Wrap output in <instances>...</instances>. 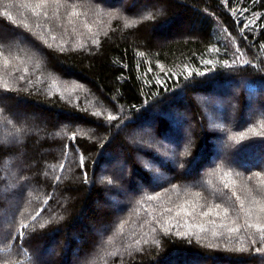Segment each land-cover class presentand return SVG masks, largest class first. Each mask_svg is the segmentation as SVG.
Returning a JSON list of instances; mask_svg holds the SVG:
<instances>
[{"label": "trees", "instance_id": "16d2710c", "mask_svg": "<svg viewBox=\"0 0 264 264\" xmlns=\"http://www.w3.org/2000/svg\"><path fill=\"white\" fill-rule=\"evenodd\" d=\"M139 1L0 0L15 34L0 30V264H69L76 248L85 264H264V112L245 111L264 108V0ZM229 81L240 108L224 128L210 115L228 106L205 114L194 93ZM107 193L112 220L95 204Z\"/></svg>", "mask_w": 264, "mask_h": 264}, {"label": "rangeland", "instance_id": "374dc122", "mask_svg": "<svg viewBox=\"0 0 264 264\" xmlns=\"http://www.w3.org/2000/svg\"><path fill=\"white\" fill-rule=\"evenodd\" d=\"M127 0H123V2H121V4H124L125 5V2ZM139 2L143 3L144 4V0H140ZM1 31L2 30H7L8 31V35L10 37H12V35L14 36L15 34L13 32H11L10 29H0ZM180 31H184V28L181 29ZM180 33V32H179ZM177 35V34H176ZM215 88V89H214ZM214 88H212L211 90L205 92V93H200V92H195L194 93V96L196 97V99L198 100V102H200V105L203 107V112L205 114H208L209 110L211 111L210 107H214L216 109L218 104L219 103H225L227 106H228V110H227V115L224 114V116L221 114V112L219 110H215L214 112H212V114L210 115V117L212 118H216L218 120H222L223 121V125L225 126L224 128H227L228 125H232L235 123V121L232 119V116L234 115V113L236 111L239 110L240 108V102L239 100L236 98V95H237V90H238V84L237 82L235 81H229L228 83L226 84H218V85H214ZM220 90V92H224V94H226L225 98H222V97H219L220 95H217V91ZM228 94V95H227ZM250 99V98H249ZM238 102V103H237ZM183 103H184V100H183ZM183 108H186L185 111L187 113V121H184L182 122L181 120L179 121L180 123V127H181V133L183 132V137H182V141H186L187 142L189 141V139L191 140L192 139V133L194 134L195 133V123L193 122V114L192 112L190 111L189 107H187V105H184ZM245 111H246V115H248V118H250L252 115H255L257 113H260V112H264V108H261L260 107V104L259 102H255V101H252L250 100L248 106H246L245 108ZM20 119L21 118H24L26 119L27 121H34L33 118H31V116L29 115L27 117V115L25 116H22V114L19 116ZM185 118V117H184ZM212 118H208V123L211 124V125H216V121H214V119ZM247 118V119H248ZM232 119V120H231ZM144 132H148V133H152L153 134V129H152V126L151 124H145V125H142L140 126L139 128L135 129V130H131L129 133H126V137L128 139L131 140V138L133 139L134 137H136L137 135H141V134H144ZM152 141H155V138L152 139ZM150 141V143L152 142ZM156 142V141H155ZM142 146V144H139ZM137 146V149H142L141 146ZM226 148H227V145L224 143L222 144L218 149H217V153L218 155H220L221 157H225L226 154ZM140 151V150H139ZM142 152V151H141ZM219 152V153H218ZM118 157H115L113 160L109 159L108 161V168H112V170L115 171L116 173V177L117 179H120L122 178L123 176H126L129 174V167L126 165V162H127V158L126 156H124L122 153L118 152ZM141 158L142 155L139 154V159L142 160ZM125 161V162H124ZM173 161V160H172ZM123 167H121V165H123ZM233 163L234 164H237V161L236 160H233ZM101 175L100 177H102V174H105V171H103L104 169H101ZM9 188V190H8ZM11 188L10 186H6L4 188L0 187V193L2 196H11L13 197V192L10 191ZM116 192L119 193V196H120V199L122 201H126V200H129L130 199V192L129 190L126 188V187H123V186H118L116 187ZM14 201H16L17 205L19 204V201H20V197H14L13 198ZM106 199L111 202H109L108 204H106V202H102V201H96L95 204L96 206L98 207V209L101 211L102 209H106L108 211L111 212V216L112 218L110 220L113 219L114 215L116 217V215H118V213L120 211H122V201H119L118 202H115V197L112 196L111 194L109 195V193H107V197ZM8 203H12V201H10L8 199ZM16 204L9 206V208H15L18 207ZM2 214L0 215V226L3 227V223L6 222V220H3L1 218ZM89 231L93 234H95L96 237H99L101 236V232H102V229L106 228V226H108V223H106L105 220H103V217L101 216V214L99 213L97 218H91L89 220ZM61 238L57 239L58 241H55L54 242V245L53 246H49V248H47V252L45 253V258L46 260H49L50 258L58 255L60 252H58V248H57V245L56 244H59L60 243V240L64 238V235L61 234L60 235ZM36 254H35V260L37 262H43V257H42V250L40 249V247L36 248L35 250ZM81 253V250L79 249H74L73 250V261L72 263H69V264H85V261L87 258L86 257V254H79ZM47 262V261H46ZM87 262V261H86ZM195 262V260L191 261L190 263H193Z\"/></svg>", "mask_w": 264, "mask_h": 264}, {"label": "snow or ice", "instance_id": "6c2138e0", "mask_svg": "<svg viewBox=\"0 0 264 264\" xmlns=\"http://www.w3.org/2000/svg\"><path fill=\"white\" fill-rule=\"evenodd\" d=\"M207 63V62H206ZM218 207V206H217ZM210 214V212H206V213H204V215H209Z\"/></svg>", "mask_w": 264, "mask_h": 264}]
</instances>
